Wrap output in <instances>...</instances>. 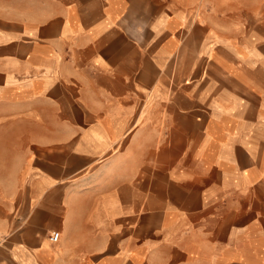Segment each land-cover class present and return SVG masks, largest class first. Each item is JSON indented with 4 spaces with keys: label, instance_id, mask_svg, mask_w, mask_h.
Instances as JSON below:
<instances>
[{
    "label": "crops",
    "instance_id": "1",
    "mask_svg": "<svg viewBox=\"0 0 264 264\" xmlns=\"http://www.w3.org/2000/svg\"><path fill=\"white\" fill-rule=\"evenodd\" d=\"M0 264H264V0H0Z\"/></svg>",
    "mask_w": 264,
    "mask_h": 264
},
{
    "label": "built area",
    "instance_id": "2",
    "mask_svg": "<svg viewBox=\"0 0 264 264\" xmlns=\"http://www.w3.org/2000/svg\"><path fill=\"white\" fill-rule=\"evenodd\" d=\"M58 236H59V233L54 231V232L51 233L50 239L53 240V241H56L58 239Z\"/></svg>",
    "mask_w": 264,
    "mask_h": 264
}]
</instances>
